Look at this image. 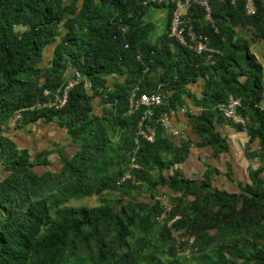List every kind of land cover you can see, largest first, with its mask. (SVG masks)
<instances>
[{
	"label": "trees",
	"instance_id": "16d2710c",
	"mask_svg": "<svg viewBox=\"0 0 264 264\" xmlns=\"http://www.w3.org/2000/svg\"><path fill=\"white\" fill-rule=\"evenodd\" d=\"M143 2L0 0V165L5 172L0 264H184L189 255L197 264H264V162L250 170L240 193L212 188V168L201 181L179 170L166 174L187 158L191 141L169 136L159 120L161 113L171 117L183 107L188 85L202 79L203 109L187 114L200 143L217 151L228 148L214 122L223 117L219 103L233 95L241 99L250 138L260 142V150L250 155L264 161L263 65L251 49V41L264 40V0H255L253 14L246 12L244 0H211L214 23L206 22L201 5L192 4L189 17L196 31L218 50L211 57L169 34L173 2ZM152 7L168 9L166 28L155 40L156 24L145 19ZM49 46L53 54L44 64ZM75 70L91 80L90 89L82 79L62 108H28ZM110 77L118 78L112 90ZM136 84L160 92L163 102L150 118L155 139L140 140L136 159L142 167L132 169L142 112L128 111ZM96 97L103 100L100 113L94 111ZM12 119L20 124L59 120L78 148L73 156H62L60 170L54 171L48 168L49 150L34 154L5 133ZM126 172L132 178L123 179ZM157 184L178 193L164 221L166 205L160 199L136 195ZM93 194L99 195V205H66ZM188 247V254L180 253Z\"/></svg>",
	"mask_w": 264,
	"mask_h": 264
},
{
	"label": "crops",
	"instance_id": "0c3cea01",
	"mask_svg": "<svg viewBox=\"0 0 264 264\" xmlns=\"http://www.w3.org/2000/svg\"><path fill=\"white\" fill-rule=\"evenodd\" d=\"M251 49L263 65L264 81V40L251 41ZM117 81V77L109 78L108 85L110 90L115 88ZM203 85L204 80L202 79L188 85V92L184 94L186 104L177 111H172L171 119L179 130V134L173 136L168 131L166 133L178 140H190L191 147L187 158L180 163H175L171 168L165 169V173L172 174L175 170H179L185 177L201 181L204 179L207 169L212 168V188L225 190L230 193H240L250 181V170L259 168L264 162L260 157L250 155V153L260 150V142L258 139L250 138L246 129L247 124L243 126L223 116L215 120V131L221 137L226 138L228 148L217 151L209 144H201V138L193 132L187 114L203 109L202 105L198 102L203 96ZM261 107L264 108V95ZM94 108V111L97 113H100L104 109L101 97L95 98ZM5 133L19 147L29 148L34 154L49 150L47 158L50 164L48 168L54 171L60 170L62 156L69 158L73 156L78 148V145L68 133L67 128L62 126L59 120L45 122L39 119L34 122L20 124L17 120L12 119ZM20 140L25 143H21ZM167 155L171 156L169 153ZM40 170L43 169L41 168ZM4 173L3 166L0 165V180L4 176ZM148 188L137 192V197L152 202L155 199H160L166 205V202L171 204V199L178 194L168 186H159L157 184L155 186L151 185Z\"/></svg>",
	"mask_w": 264,
	"mask_h": 264
},
{
	"label": "built area",
	"instance_id": "2783aa9c",
	"mask_svg": "<svg viewBox=\"0 0 264 264\" xmlns=\"http://www.w3.org/2000/svg\"><path fill=\"white\" fill-rule=\"evenodd\" d=\"M151 2L154 3H174L172 9V17L170 23L169 34L174 36L184 46H187L190 50L197 54L207 53L208 57L216 53L218 50L210 46L209 38L207 35L201 32H197L194 24L191 22L189 17V8L194 2L201 5L204 8L206 22L214 23L213 18V7L211 0H144V4L148 5ZM245 10L248 14H253L257 10L255 0H244ZM84 79L85 87L90 89L92 82L89 78L84 77L80 71L75 70L74 74L69 76L62 84L55 89H45L44 93L47 98L44 101H40L35 105L29 106L28 108L34 109L35 107H50V108H62L69 99L71 89ZM163 97L160 92L154 91L149 92L142 90L139 84H136L129 96L128 111L134 113L142 109L140 118L138 120V136L135 138L136 147L133 149V153L130 156V166L132 169H139L142 166L138 163L137 150L140 146V140L146 139L154 141L155 139V126L150 122V118L154 115V108L161 105ZM241 99L239 97L230 95L225 101H222L218 105V109L222 115L232 120L235 123L246 126L247 119L241 114L239 108L241 107ZM25 108V109H28ZM21 111L17 112V117L21 116ZM159 120L162 122L166 131L171 135H178L179 130L175 127L168 113H161ZM132 178V173L126 172L123 179ZM171 209V205L166 206V210L161 214L160 219L164 221L167 217V212ZM181 215H176L168 221V226L173 227V222L180 218ZM193 242V237L190 239V243ZM189 247L185 250H180L181 254H188Z\"/></svg>",
	"mask_w": 264,
	"mask_h": 264
},
{
	"label": "rangeland",
	"instance_id": "374dc122",
	"mask_svg": "<svg viewBox=\"0 0 264 264\" xmlns=\"http://www.w3.org/2000/svg\"><path fill=\"white\" fill-rule=\"evenodd\" d=\"M167 15H168V9L167 8H164V7H160V8H156V7H152L148 13L146 14L145 16V19L146 20H151L153 22H155L156 24V31L154 33V35L152 36V39L155 40V38L157 37L158 34L162 33L165 28H166V21H167ZM53 50H54V46H49L46 48L45 50V58H44V61L43 63L44 64H47L49 63L51 57H52V54H53ZM27 140V139H26ZM21 143H25L24 141L20 140ZM37 169H44V166L43 165H39V166H36ZM35 167V168H36ZM146 195V194H145ZM109 197H113V195H109ZM101 203L100 201V198H99V195L97 194H93L91 196H86V197H82V198H79V199H70L66 205L68 206H89V207H92V206H96V205H99ZM167 206L171 205L170 203L166 202ZM176 238L180 239L182 238V235L180 234V232H176ZM192 256V255H191ZM190 255L188 256L189 259L188 260H184L182 259L181 261L184 262V264H187V263H190V264H197V261L192 259ZM160 257L162 259H167L168 256L167 254H162L160 255ZM174 261H176L174 259Z\"/></svg>",
	"mask_w": 264,
	"mask_h": 264
}]
</instances>
